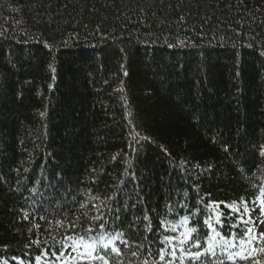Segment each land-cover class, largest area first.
Instances as JSON below:
<instances>
[{"label":"trees","instance_id":"trees-1","mask_svg":"<svg viewBox=\"0 0 264 264\" xmlns=\"http://www.w3.org/2000/svg\"><path fill=\"white\" fill-rule=\"evenodd\" d=\"M262 145L264 0H0V264L72 240L166 264L183 219L178 264H248L205 221L240 233L225 205L264 200Z\"/></svg>","mask_w":264,"mask_h":264},{"label":"rangeland","instance_id":"rangeland-1","mask_svg":"<svg viewBox=\"0 0 264 264\" xmlns=\"http://www.w3.org/2000/svg\"><path fill=\"white\" fill-rule=\"evenodd\" d=\"M264 205V200H257L253 202L247 203V206L250 210L251 217L253 220H255L257 223L253 225H247L245 227H253L254 233L253 236H245V241L251 240V243H244L241 244L240 242H236L235 240H225L221 238L219 235H217L216 229L213 227L214 223H220V219L222 217L221 214V208L217 207V205H213V214L212 217L208 219V225H211V236L214 237V239H210L208 250L213 251L215 248L220 249L222 253H224L228 258L231 256L232 258L230 261H233L235 259H239L240 261H243L244 263L248 264H264L263 262H259L257 260H253V257L256 256L257 250H256V244H258L260 241L264 239V237H260V233H264V215L260 212V206ZM236 208H240L243 210V203L241 205H230ZM230 214V216H234L237 219V213L232 211L230 212L229 208L225 207ZM247 218V217H245ZM238 220V219H237ZM239 222V220H238ZM186 222L182 221L178 225L175 226H168L167 230L171 233L166 238V249L164 251L165 258H167V264H176L178 260H181L185 257L184 254V245L186 243H182L187 237L189 236V233L187 231V227L185 226ZM252 237V238H250ZM95 244V242H89L84 240H77V241H71L66 244L64 251L62 252L63 255H59L53 259L46 260V258H38L34 264H87V261H81L80 260V253L86 252V249L83 247L84 244ZM104 244H110V247L114 246V241L111 240H102L100 245L103 249ZM232 244H235L236 246H231ZM80 245L81 248L77 250H72L71 247ZM97 252L98 247L96 246ZM175 251V257L170 256L168 253L170 251ZM247 256V259H241L240 255ZM45 256V255H44ZM75 257V259H73ZM251 262V263H250ZM19 264H23L22 262H19ZM92 264H102L101 261L94 260L92 261Z\"/></svg>","mask_w":264,"mask_h":264},{"label":"snow or ice","instance_id":"snow-or-ice-1","mask_svg":"<svg viewBox=\"0 0 264 264\" xmlns=\"http://www.w3.org/2000/svg\"><path fill=\"white\" fill-rule=\"evenodd\" d=\"M53 71H55L53 69ZM261 154L264 155V145L261 146ZM217 207H219V204H217ZM225 207L229 208L230 212L234 211L237 213V219L239 220L238 224H233L230 225V227H235V228H240L242 225L247 226V225H255L257 222L255 220H253V218L250 215V212L252 210H250L247 206V203L244 202L243 203V210H241L240 208H236L230 205H225ZM260 212L262 215H264V205L260 206ZM247 217V218H245ZM145 219H147V217H145ZM264 222V221H262ZM206 224H208L207 221H205ZM209 228H211V225H208ZM194 231V230H193ZM254 233V228L253 227H243L240 231V233H233L232 234V240H236L237 238L240 239V243L244 244V243H251V240H247L245 241L244 237L245 236H253ZM219 233H217L218 235ZM122 234H118L117 239L119 238V236ZM186 239L184 241H182V243H188L190 241H194V237L192 236H187L186 234ZM260 237H264V233H260ZM70 239V238H69ZM209 239H214V237H209ZM121 243H123L125 246H127L128 241L127 240H121ZM193 246L196 248H200L201 244L198 242H194ZM231 246L235 247V244H232ZM83 247L86 249V252L80 253V260L81 261H87V264H92V261L94 260H98L101 261L102 264H110L112 257H119L121 256L123 253L121 252V249L119 247H115L112 246L110 247V244H104L103 245V251L98 253L97 249H96V245L93 243L91 245L89 244H84ZM109 253H111V255H109ZM133 255H136L135 252L132 253ZM170 256L175 257V251H170L168 253ZM207 253H200V252H195V253H190V258H195L196 260H199L201 258L202 255H206ZM61 255H63V253H61ZM240 255V254H237ZM230 259L232 258L231 256L229 257ZM241 259H247V256L244 255H240ZM73 259H75V257H73ZM160 259L161 261H163L165 259V255H164V251L160 252ZM145 264H147V262H145Z\"/></svg>","mask_w":264,"mask_h":264},{"label":"bare ground","instance_id":"bare-ground-1","mask_svg":"<svg viewBox=\"0 0 264 264\" xmlns=\"http://www.w3.org/2000/svg\"><path fill=\"white\" fill-rule=\"evenodd\" d=\"M250 238H252V237H250ZM79 248H81V246L80 245H76V246H73V247H71V249L74 251V250H77V249H79ZM75 252V251H74Z\"/></svg>","mask_w":264,"mask_h":264}]
</instances>
